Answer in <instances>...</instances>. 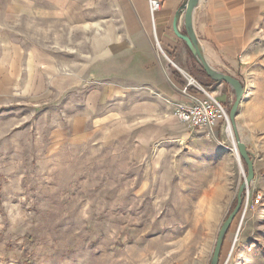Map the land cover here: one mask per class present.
Wrapping results in <instances>:
<instances>
[{
    "label": "rangeland",
    "instance_id": "1",
    "mask_svg": "<svg viewBox=\"0 0 264 264\" xmlns=\"http://www.w3.org/2000/svg\"><path fill=\"white\" fill-rule=\"evenodd\" d=\"M140 5L0 0V41L9 44L0 43V264L211 263L247 167L226 127L218 142L134 113V102L154 96L136 89L133 40L147 33ZM9 10L26 14L9 21ZM262 47L249 75L262 118L250 144L264 160ZM196 68L186 70L195 89ZM256 208L234 220L220 264H264V249L243 243Z\"/></svg>",
    "mask_w": 264,
    "mask_h": 264
},
{
    "label": "crops",
    "instance_id": "2",
    "mask_svg": "<svg viewBox=\"0 0 264 264\" xmlns=\"http://www.w3.org/2000/svg\"><path fill=\"white\" fill-rule=\"evenodd\" d=\"M137 1L145 3L144 8L141 5L136 7L135 13L142 20L139 23L145 25L147 33L146 37L134 38V44L132 43V56L137 58L138 75L143 78L136 89L146 94L153 92L154 96L134 102V113H138V116L149 115L153 120H163L165 124L177 125L179 119L176 111L180 106L190 103L181 92L185 87L183 75L188 77L186 70L193 69L197 72L198 62L185 42L177 38L173 31L174 18L187 0H159L161 8L153 16L148 0ZM12 13L18 16L25 12L9 10V21ZM178 25L179 30L185 33L183 17ZM194 28L204 55L217 71L241 78L244 76L246 79L245 94L236 116V124L239 137L253 155L255 178L252 186L256 190H264V160L260 156V150L252 148L250 144L255 138L252 134L256 130L252 127L255 126L254 120L262 118L255 103L259 99L256 96L258 92L251 89L249 83L253 64L263 52L264 39L258 36V29L264 32V0H200L194 14ZM153 35L161 48L163 46L162 51L170 55L167 63L157 54ZM3 41H0L1 45H9ZM7 41L11 44L9 39ZM11 53H14V49L6 54L9 66L15 64L12 63ZM151 62L154 64L152 67ZM3 69L4 67L1 72ZM198 75L202 79V86H213L210 92L229 109L236 93L234 88L225 82L213 83V79L203 69ZM241 81L244 82L242 79ZM4 84L6 85L5 82ZM199 96L202 94L199 93ZM220 129V126L215 129L218 137L219 134L222 135L223 130ZM251 242L264 249V201L251 211L244 229L243 243Z\"/></svg>",
    "mask_w": 264,
    "mask_h": 264
},
{
    "label": "water",
    "instance_id": "3",
    "mask_svg": "<svg viewBox=\"0 0 264 264\" xmlns=\"http://www.w3.org/2000/svg\"><path fill=\"white\" fill-rule=\"evenodd\" d=\"M200 0H187L186 3L180 8L177 12L174 22H173V31L174 34L180 40L184 41L186 46L188 47L191 54L196 58L198 63L203 67V70L215 81L217 82H227L230 84L235 92L236 98L229 112V120L233 127L234 137L236 140V149L238 156L241 160H243L247 167V176L242 183L238 195H237V203L234 209L227 216L226 220L223 222L219 235L216 241V246L213 252V257L211 259L210 264H220L222 249L224 246L225 238L227 233L230 231L231 225L234 220L238 216L241 211L243 202H244V193L247 188L250 187L255 178L254 171V159L253 155L249 152L246 144L241 140L238 135V129L236 124V116L238 114L240 105L243 101V97L245 94V89L243 84L235 77L227 74H221L215 68L211 66L206 56L204 55V51L199 43V40L196 35V31L194 28V14L195 10L199 5ZM181 17L184 18L185 25V33H182L179 30V21ZM214 71L218 72V74L214 73Z\"/></svg>",
    "mask_w": 264,
    "mask_h": 264
},
{
    "label": "built area",
    "instance_id": "4",
    "mask_svg": "<svg viewBox=\"0 0 264 264\" xmlns=\"http://www.w3.org/2000/svg\"><path fill=\"white\" fill-rule=\"evenodd\" d=\"M148 2L153 16L154 13L161 8V2L159 0H148ZM189 77L188 75L187 78ZM193 83H195V80L190 77L189 84L182 90V93L188 98L190 103L180 106L176 111V116L187 130L200 131L204 133L209 140H216L219 142L220 140L216 136L215 129L221 126L223 130L227 127L226 125L229 122L228 109L212 92L206 90L199 84L196 88V92L190 91L188 88H190V85ZM199 93L202 94V96H199ZM263 201V194H252L250 188H247L244 193V202L240 213L242 212L244 217L248 210L259 207L262 205Z\"/></svg>",
    "mask_w": 264,
    "mask_h": 264
},
{
    "label": "bare ground",
    "instance_id": "5",
    "mask_svg": "<svg viewBox=\"0 0 264 264\" xmlns=\"http://www.w3.org/2000/svg\"><path fill=\"white\" fill-rule=\"evenodd\" d=\"M214 73H216L215 71H214ZM217 74V73H216ZM231 122H230V120H229V122H228V124H227V127H226V132H227V136L230 138V137H232V139H233V136H234V131L232 130L233 129V127L231 128ZM233 143H235V145H236V140H235V137H234V139H233ZM234 145V146H235ZM236 147V146H235ZM237 150V149H236ZM238 154V153H237ZM237 161H238V163H239V165H240V167H241V170L242 171H244V168H243V166H242V163H241V159H239V157H238V155H237Z\"/></svg>",
    "mask_w": 264,
    "mask_h": 264
},
{
    "label": "trees",
    "instance_id": "6",
    "mask_svg": "<svg viewBox=\"0 0 264 264\" xmlns=\"http://www.w3.org/2000/svg\"><path fill=\"white\" fill-rule=\"evenodd\" d=\"M169 55V54H168ZM169 57H170V55H169ZM212 82L213 83H215V82H217V81H215V80H212ZM225 84H227L228 85V83L227 82H225ZM206 90H208V91H210L211 90V88L213 87V86H203ZM190 91H193V92H195V91H197L195 88H193V87H190V88H188ZM229 233V232H228ZM228 233H227V235H228ZM227 235H226V237H227ZM226 239V238H225Z\"/></svg>",
    "mask_w": 264,
    "mask_h": 264
}]
</instances>
